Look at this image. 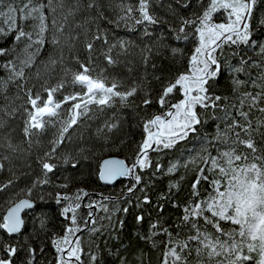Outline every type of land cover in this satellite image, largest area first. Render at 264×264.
<instances>
[{
	"label": "snow or ice",
	"instance_id": "6c2138e0",
	"mask_svg": "<svg viewBox=\"0 0 264 264\" xmlns=\"http://www.w3.org/2000/svg\"><path fill=\"white\" fill-rule=\"evenodd\" d=\"M121 27L138 34V68L129 67L133 45L118 36ZM0 41V128L16 118L22 125L20 144L6 139L0 173L15 176L8 153H36L26 187L0 180V193H13L0 213V264H152L154 250L159 264H192L193 252L195 264H212L223 253L230 264H264L220 224L229 221L223 206L232 192L222 177L254 167L250 158L264 160V0H0ZM121 65L129 77L108 73ZM226 73L238 104L217 94ZM76 86L80 91H68ZM255 112L261 117L254 122ZM210 114L226 122L215 139L227 147L216 155L202 147L207 168L196 169L173 232L162 214L165 203L181 209L171 191L179 185L170 182L153 201L155 180L195 163L172 150L198 137ZM125 148L130 156L105 159L98 169L105 185L128 180L123 200L84 187L71 192L86 171L91 175L97 150ZM205 182L212 190L203 198L198 185ZM120 213L134 221L127 243Z\"/></svg>",
	"mask_w": 264,
	"mask_h": 264
},
{
	"label": "trees",
	"instance_id": "16d2710c",
	"mask_svg": "<svg viewBox=\"0 0 264 264\" xmlns=\"http://www.w3.org/2000/svg\"><path fill=\"white\" fill-rule=\"evenodd\" d=\"M111 14V13H109ZM161 14L163 11L161 10ZM191 15V13H188ZM79 20V18H77ZM117 34L120 38L130 40L132 42L133 48L130 49L132 55L127 57V60L132 63L129 64V67L135 66L139 67V46L140 40L138 39L137 33L129 32L128 30L121 27L117 30ZM11 38H9L8 46H11ZM4 43V41H0V44ZM81 57H83V52H80ZM65 58L68 62L69 66L75 68L76 66L68 60V53L65 52ZM101 67L103 65L101 64ZM183 68H181V71ZM108 73L113 75H117L119 77L127 78L129 77L128 69L121 65L117 69L113 70L109 68ZM175 71V69H173ZM3 73L0 72V76ZM56 75H59L57 73ZM95 75V73H93ZM255 76V72L253 73ZM55 83V80L52 81ZM251 91V87L248 88ZM68 91H77L74 88H68ZM15 94V89L12 88L9 90V95L12 96ZM217 94H227L233 96L234 99L230 100L229 103L238 104V99H236V94L232 92V86L230 81L227 79V73L225 74V78L220 79L219 87L217 89ZM6 101L0 96V107ZM67 107V106H65ZM155 110V109H154ZM199 110V109H198ZM202 111V110H199ZM211 113V110H209ZM229 112L234 114L233 109H229ZM215 116L223 117V112L215 113ZM261 114L255 112L253 115V121L257 118H260ZM219 126V130L221 133L224 132L226 128V122L223 119H216L211 114L207 118V123L200 130V134L198 137H193L190 135L188 140L181 141L178 143L172 151L175 153V156L181 158L183 160H194L195 163H189L187 168H181L180 171L171 176H163L157 180H155V185L157 191L151 193L152 200L156 201L158 199V193H168V185L170 182L177 183L179 188H173L171 191L175 193L173 203H179L181 205V209H175L172 207L171 203H165L164 205V213L162 214L167 220V224L165 227H170V230L175 232V224L173 221L177 220V217L182 216V207L184 206V202L189 198L191 193V185L195 181L196 176L198 175L196 169L198 167H205L206 165L202 164L200 161L201 155H206V153H202V147H207L212 155H216V148H220L224 150L227 145L219 143L215 137L217 135V127ZM135 131V129H134ZM139 139V137H136ZM6 139H10L14 144H20L22 141V125L19 118L9 119L7 126L0 128V155L4 154L7 150L5 147ZM211 141V143H208ZM228 143H231V139L229 138ZM258 143H260L258 139ZM264 146V145H262ZM26 145H22V148H26ZM133 147H135L133 145ZM11 156V167L15 176H11L8 173H0V180L12 178L16 181L17 188L16 190L22 189L27 186L31 179V171L27 165L32 164V168L35 169V150L32 151L31 157L27 151H18L16 153H8ZM118 156L124 159L126 156L131 155V150L125 148L123 151H118L116 149H112L109 151H100L97 150L95 154L91 157L89 163L91 168L88 170L91 172V175H88V172H85L83 177H79L75 183H73L71 187V192H75L78 187H84L90 193L98 194L103 193L105 196H111L114 199L118 198L120 200L124 199V194L126 192V186L128 185L127 179H122L118 181L116 184L111 186H106L102 184L98 179V169L100 161L107 156ZM171 155L162 157V162L167 165L168 160L172 159ZM250 164H253L254 167L245 168L242 172H236L234 175L232 172H228L226 175L222 177V183L231 184L232 192L228 197L224 198V206H223V215L227 217L229 221H220V224L225 232H229L230 236L235 240L236 244L240 246L243 252L247 253L249 251V246L252 245L253 256L259 255L260 259L263 261L264 258V160H256L252 161L250 158ZM24 173H29V175H24ZM183 177V179H181ZM218 178L219 175H218ZM87 179L88 183L85 184L83 181ZM199 191L201 193V197L206 198L208 193L211 192L212 186L207 182L198 185ZM52 192L57 191L55 188L49 189ZM63 191V190H61ZM13 193L10 190L7 194L0 193V213L3 212L4 208L7 206L5 201L9 196H12ZM139 195V193H138ZM163 202V201H162ZM126 206V205H125ZM56 205L54 200H49L48 208L50 213H55ZM138 211V210H135ZM100 215H103L101 213ZM156 212H153V217L155 218ZM120 217L126 220V228L124 231L123 239L125 243L128 242V239L131 238L134 240L135 238V227L132 216L124 217L123 213H120ZM28 219L27 217H25ZM232 223H231V222ZM202 223V222H201ZM57 231L59 230V221H56ZM147 224H145V228ZM29 230H31V224H29ZM186 231V230H185ZM207 231L219 235L215 233V229L209 227ZM87 235H85L84 239L87 241ZM86 247V245H85ZM161 257V253L158 250H154L151 253L152 264H159V259ZM190 262L195 264L196 255L195 252L189 257ZM230 264V257L228 253H223V255L219 258H214L212 264Z\"/></svg>",
	"mask_w": 264,
	"mask_h": 264
},
{
	"label": "water",
	"instance_id": "95a60500",
	"mask_svg": "<svg viewBox=\"0 0 264 264\" xmlns=\"http://www.w3.org/2000/svg\"><path fill=\"white\" fill-rule=\"evenodd\" d=\"M105 159H120L119 157H117V156H111V157H107V158H105ZM105 159H103L102 161H101V163L100 164H102L103 163V161L105 160ZM121 179V178H120ZM119 180V179H118ZM117 180V181H118ZM117 181H115L114 183H116ZM103 183V182H102ZM113 183V184H114ZM104 184V183H103ZM111 185V184H110Z\"/></svg>",
	"mask_w": 264,
	"mask_h": 264
},
{
	"label": "rangeland",
	"instance_id": "374dc122",
	"mask_svg": "<svg viewBox=\"0 0 264 264\" xmlns=\"http://www.w3.org/2000/svg\"><path fill=\"white\" fill-rule=\"evenodd\" d=\"M74 89H76L77 91H80L79 86H76Z\"/></svg>",
	"mask_w": 264,
	"mask_h": 264
}]
</instances>
